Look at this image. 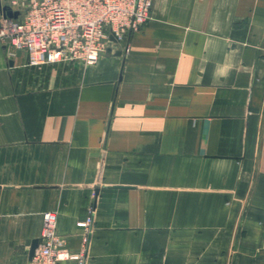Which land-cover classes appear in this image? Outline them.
Segmentation results:
<instances>
[{
  "label": "crops",
  "instance_id": "obj_1",
  "mask_svg": "<svg viewBox=\"0 0 264 264\" xmlns=\"http://www.w3.org/2000/svg\"><path fill=\"white\" fill-rule=\"evenodd\" d=\"M46 212L85 264H264V0H152L92 65L0 43V264Z\"/></svg>",
  "mask_w": 264,
  "mask_h": 264
},
{
  "label": "built area",
  "instance_id": "obj_2",
  "mask_svg": "<svg viewBox=\"0 0 264 264\" xmlns=\"http://www.w3.org/2000/svg\"><path fill=\"white\" fill-rule=\"evenodd\" d=\"M16 18H0V43L22 51L29 64L92 65L111 46L129 52V39L149 20L152 0H4ZM112 38V40L110 39ZM87 227L85 224L80 225ZM84 249L71 253L46 212L29 264H85Z\"/></svg>",
  "mask_w": 264,
  "mask_h": 264
},
{
  "label": "water",
  "instance_id": "obj_3",
  "mask_svg": "<svg viewBox=\"0 0 264 264\" xmlns=\"http://www.w3.org/2000/svg\"><path fill=\"white\" fill-rule=\"evenodd\" d=\"M1 1L2 0H0V14L4 18H13L14 19L19 15V13L17 11H12L9 6L1 4ZM110 39L112 40V38H110ZM37 246H38V240H34L31 243L29 254H28L29 261L32 259L34 251L37 248Z\"/></svg>",
  "mask_w": 264,
  "mask_h": 264
}]
</instances>
